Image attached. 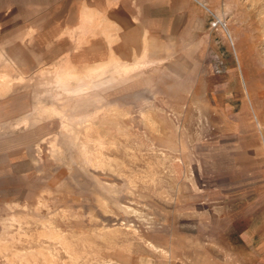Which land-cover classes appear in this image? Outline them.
Wrapping results in <instances>:
<instances>
[{"label": "rangeland", "instance_id": "374dc122", "mask_svg": "<svg viewBox=\"0 0 264 264\" xmlns=\"http://www.w3.org/2000/svg\"><path fill=\"white\" fill-rule=\"evenodd\" d=\"M109 1L0 0V264H264V0Z\"/></svg>", "mask_w": 264, "mask_h": 264}, {"label": "crops", "instance_id": "0c3cea01", "mask_svg": "<svg viewBox=\"0 0 264 264\" xmlns=\"http://www.w3.org/2000/svg\"><path fill=\"white\" fill-rule=\"evenodd\" d=\"M206 0H111V34L121 40L157 41V35L166 33V27L177 26L181 19H194L198 3ZM99 7V6H98ZM135 36L132 39L130 36ZM138 36V37H137ZM136 46H140L136 45ZM127 45L123 44L125 49Z\"/></svg>", "mask_w": 264, "mask_h": 264}]
</instances>
